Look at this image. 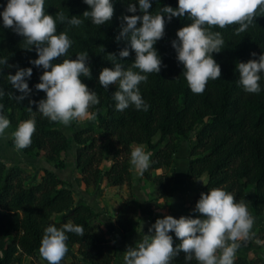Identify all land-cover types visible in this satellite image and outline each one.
Listing matches in <instances>:
<instances>
[{"label": "trees", "instance_id": "trees-1", "mask_svg": "<svg viewBox=\"0 0 264 264\" xmlns=\"http://www.w3.org/2000/svg\"><path fill=\"white\" fill-rule=\"evenodd\" d=\"M150 2L153 15L163 14L165 6L178 8V0ZM7 3L8 0H0V13ZM130 3L137 4L138 8V0H113V19L97 26L90 18L83 17L85 11L91 10L84 0H45V14L55 18L58 12H63L69 19L76 16L84 21L79 27H74L57 20V34L66 32L74 43L67 55L54 61L62 63L65 59H76L81 52H88L92 78L81 79L89 90L98 94L100 100L98 105L89 109L94 114L95 124L73 132L77 144L75 168L82 182L87 186H96L104 176L109 185L127 184L130 187L133 172L125 158L131 154L133 143H143L154 153L150 170L142 175L154 182L158 193L156 197L164 198L172 191L171 176L163 172L152 175L151 171L172 164L177 150L175 140L182 137L189 142L186 180L206 175V181L197 189L193 201L197 203L201 193L222 188L232 193L237 202L244 200L248 203V210L255 218L264 210V78L260 82L259 94L246 93L237 83V64L258 60L260 55H264V13L258 12L254 24L240 35L235 34L239 25L211 29L221 32L225 41L222 52L213 54L221 66L222 76L210 80L203 94L191 91L183 76L184 67L178 62L172 47L177 31L191 21L186 14L167 22L165 14V36L154 46L163 62L161 71L159 74H148V82L139 85L142 98L150 107L143 111L132 105L120 112L116 110L113 99L117 86L110 85L105 90L99 83V75L104 68H114L109 54H117L118 61L115 62L121 63L125 70L135 62L136 53L130 48V56L120 60L118 53L128 45L124 41H116L121 30V18L133 15L127 12ZM135 15H142L139 8ZM23 39L3 27L0 15V59L7 58L8 64L14 66L0 65V89L5 93L0 97V104L4 105L13 133L21 122L33 118L36 121L32 143L21 150L22 153L41 152L46 161L54 162L56 167L61 168L65 162L60 160V156L69 147L70 141L60 123L51 122L38 112L37 104L39 100L46 99V93L37 91L35 85L41 82L39 77L44 70L30 63L38 59V55L34 49L27 51ZM252 53H256V57ZM15 66L33 69L32 77L27 80L32 93L23 101L14 98L22 93L8 80V75H15ZM33 100L37 104H30ZM156 134L159 137L154 141ZM8 143L14 145L13 136ZM106 155L110 156L111 163L103 169L100 163ZM29 177L26 169L17 164L8 165L0 158V253L3 254L0 264L20 263L22 256L32 258L40 255L44 230L50 225L60 228L69 221L83 226L84 236L66 233L69 251L61 262L70 258L66 264H112L114 254L109 249L108 239L101 230L102 226L94 222L99 213L86 202H76L70 185L52 170L43 168L40 179L32 183L26 182ZM250 187L253 188L251 203L247 194ZM139 209L140 205L131 195L121 200L114 215L121 232L129 234L139 226ZM148 213L152 222L162 219L153 215L151 210ZM260 231V238H264V226ZM170 235L175 247L180 240L175 234ZM141 240L142 237L132 247ZM172 264H186L185 254L181 252ZM188 264L198 262L193 259ZM234 264H264V259H251L238 254Z\"/></svg>", "mask_w": 264, "mask_h": 264}, {"label": "clouds", "instance_id": "clouds-1", "mask_svg": "<svg viewBox=\"0 0 264 264\" xmlns=\"http://www.w3.org/2000/svg\"><path fill=\"white\" fill-rule=\"evenodd\" d=\"M90 11L83 13L84 18H90L97 26L110 22L114 16L113 0H84ZM150 0H138V8L142 15H135L137 4L130 3L127 12L133 15L123 16L121 30L116 41H124L128 47L121 50L120 60L128 58L130 51L136 53L135 62L131 68L124 69L121 63L115 62L117 54L108 56L114 61V68H104L99 75L100 85L107 90L110 85L117 86L113 93L116 110L123 112L134 105L137 110L147 111L149 105L143 100L139 85L148 82V74H159L162 59L154 47L164 38L166 20L174 17L182 18L187 14L191 21L176 33L177 39L172 41V47L177 54V60L183 65V76L194 94H203L210 80L220 79L221 66L213 58V54L222 52L225 41L221 32H213V27L227 29L231 25H239L235 34L240 35L254 24L258 12L264 13V0H178V8L165 6L162 13L151 14ZM3 27L11 29L23 37L27 51H36L38 59L30 63L36 68H42L40 83L35 85L37 91L46 93V99L30 101L37 104L38 112L51 122L70 126L73 121L94 118L89 109L98 105V94L89 90L81 77L92 78L89 66V53L81 52L76 59H65L62 63H54L67 55L73 41L66 32L57 34V20L79 27L84 21L79 17H66L58 12L54 18L45 14V0H8L4 11ZM138 24L142 26L138 27ZM102 47V46H101ZM256 57V53L251 54ZM119 60V61H120ZM0 65L14 67L8 64V59H0ZM15 75H8L11 85L22 95L14 98L23 101L31 95L32 89L27 80L33 75V69L19 68ZM138 69L139 71H133ZM238 85L248 94L261 92V80L264 78V55L258 60L251 59L247 63H238ZM143 73V74H141ZM5 95L0 89V97ZM29 111L32 108L29 107ZM10 120L4 114V105L0 104V138L7 139L6 130ZM36 132L35 119H29L19 124L12 134L17 151L30 147L32 137ZM133 169L143 174L151 165V153L145 152L143 146H136L131 151ZM194 213L201 218L182 216L179 219L166 215L149 228L153 235H143L135 247H128L124 253V264H172L181 252L185 254L186 264L195 259L198 264H234L241 241H248L253 235L255 218L248 210L244 200L237 202L236 197L222 188L211 189L201 193ZM66 233L84 236L83 226L74 225L71 221L58 228L50 225L44 230L39 252L48 264H60L69 249ZM174 233L180 243L174 247ZM0 253V258H2Z\"/></svg>", "mask_w": 264, "mask_h": 264}, {"label": "rangeland", "instance_id": "rangeland-1", "mask_svg": "<svg viewBox=\"0 0 264 264\" xmlns=\"http://www.w3.org/2000/svg\"><path fill=\"white\" fill-rule=\"evenodd\" d=\"M5 114V112H4ZM95 124L94 118H89L82 121H73L70 126H64L61 124V129L70 141L69 147L62 153L60 160H64L65 165L67 163L69 169L67 171L68 181H66L74 195V200L76 202L83 201L91 205L94 209L99 210L98 217L94 220L95 223H99L102 227L101 230L104 233L105 237L109 242V249L114 254V260L112 264H124V253L128 247H132L133 244L137 242V239L134 243L132 239L135 232L138 230V227L127 235L119 230H114L113 226V217L112 214L116 210L118 204L124 197L130 196L140 205L138 212V220L144 222L143 224L148 223L146 220L151 219L148 210H151L154 207L152 213L159 214L162 216L171 215L176 219H179L182 216H192L193 218H204L199 213H194L195 203L194 195L197 189L206 181V175H202L200 178L186 180L185 178V168L188 163L189 154V142L182 137H178L175 140L177 145V150L173 155V162L169 166H163L160 169L151 171L152 175L158 173H166L168 176H171V188L172 191L164 198H158L157 191L155 190V184L152 180L146 179L143 175L137 173L133 166L131 165L132 172L135 175H132L131 186L127 184H122L118 186L109 185L106 178L102 176L96 186L92 185H82L76 179L78 175L74 173L75 169V150L77 144L73 139V132L79 128H83L89 125ZM7 139L0 138V158L4 160L8 165L17 164L20 167L26 169L30 175L27 183H32L38 181L41 177L43 168H53V162H48L43 157L42 153L39 154H25L21 150L17 151L14 145H9L8 141L13 134L12 129L9 127L6 130ZM159 134H156L153 137V140H157ZM143 146L145 152H150L151 156L154 153V150H149L147 146L143 143H133L132 150L136 146ZM109 159V165L111 163V158L109 155L106 156ZM129 163L131 160V154L125 158ZM103 161V160H102ZM106 163L101 162L100 168H104ZM131 164V163H130ZM108 165V166H109ZM107 166V167H108ZM106 167V168H107ZM105 169V168H104ZM150 170L149 168L147 169ZM72 181V182H71ZM81 184V185H78ZM139 186V187H137ZM137 187V196L140 200L144 199L141 203L136 200L134 195L133 188ZM131 193V194H130ZM253 188L247 189V194L249 196V203L252 201ZM153 200L156 203H152ZM153 204V206H152ZM185 204V208L184 205ZM175 208L173 209V207ZM184 209H187L190 213H184ZM101 216V219L100 217ZM163 218V217H162ZM139 221V224H140ZM144 226V225H142ZM264 226V210L262 213L255 217V223L252 229L253 235L251 238L244 242L241 241V246L237 250L236 255L243 254L248 258H262L264 259V238H260V229ZM146 230V235H149V228L144 227ZM153 233V232H152ZM174 234V233H172ZM235 255V256H236ZM70 261V258H66L60 264H66ZM15 264H48L41 255H36L34 257L22 256L20 263Z\"/></svg>", "mask_w": 264, "mask_h": 264}, {"label": "crops", "instance_id": "crops-1", "mask_svg": "<svg viewBox=\"0 0 264 264\" xmlns=\"http://www.w3.org/2000/svg\"><path fill=\"white\" fill-rule=\"evenodd\" d=\"M107 156V155H106ZM106 156H104V158H103V161H104V163H106L105 164V166H103L104 168H106L109 164V159H107V157ZM102 161V162H103ZM53 168H50V167H47L48 169H50V170H52L59 178H61L62 180H66V181H68V177H67V171L69 170V169H71L70 167H68V165H67V163H66V165L64 166V167H56L55 166V164H54V162H53ZM103 168V169H104ZM74 173H76L77 175H78V177L76 178L77 180H78V182L79 183H81L82 185H84V183L82 182V180H81V176H80V174H79V172H78V170L75 168L74 169ZM72 182V181H71ZM78 183V185H81V184H79ZM137 187H139V186H137ZM137 187L136 188H133V193H134V195L136 196V200H138L140 203L142 202V201H144V199H142V200H140V198H138V196H137ZM152 203H156V201L155 200H153V202ZM196 204H193V206H195ZM152 206H153V204H152ZM184 206V208L186 207L185 206V204L183 205ZM153 209H154V207H152ZM151 208V210L153 211V209ZM175 208V206L173 207V209ZM95 210L99 213V210L97 209V208H95ZM116 211V210H115ZM115 211H114V213L112 214V217L114 218V215H115ZM184 211H186V212H184V213H190V212H188V210L187 209H184ZM153 215H156V216H161V217H163L164 218V216H162V215H159V214H154L153 213ZM100 217V219H101V216H99ZM151 217V216H150ZM140 221V220H139ZM148 223H146V224H143L144 222H142V221H140V224H139V227H138V230L135 232V234H134V237L132 238V239H134L133 240V242L132 243H134L137 239H139V238H141V237H143V235H146V230H144L143 228L144 227H148V228H150L155 222H152L151 221V219H147L146 220ZM142 225H144V226H142ZM113 226H114V230H119L120 231V229L118 228V226L116 225V223H115V220L113 219ZM153 233H154V230H153ZM126 235H127V237L129 238V236H128V234L127 233H125ZM151 234V233H150Z\"/></svg>", "mask_w": 264, "mask_h": 264}, {"label": "water", "instance_id": "water-1", "mask_svg": "<svg viewBox=\"0 0 264 264\" xmlns=\"http://www.w3.org/2000/svg\"><path fill=\"white\" fill-rule=\"evenodd\" d=\"M133 175H135V174L133 173Z\"/></svg>", "mask_w": 264, "mask_h": 264}]
</instances>
